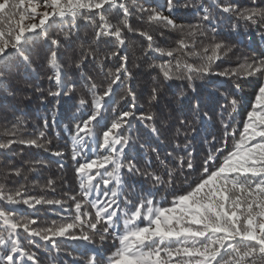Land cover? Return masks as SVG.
<instances>
[{"label": "snow or ice", "instance_id": "snow-or-ice-1", "mask_svg": "<svg viewBox=\"0 0 264 264\" xmlns=\"http://www.w3.org/2000/svg\"><path fill=\"white\" fill-rule=\"evenodd\" d=\"M180 8L194 10L196 23H178L172 13ZM133 15L179 33L176 46L160 47L153 35L131 25ZM79 20L94 29L91 39L79 36ZM242 26L264 39V0H212L210 5L166 0L165 8L138 0H2L0 92L15 94L16 77L34 71L38 49L55 83L48 95L70 97L82 83L91 98L79 99L69 130L79 180L76 195L50 198L47 191L55 193L52 179L42 186L33 182L32 187H41L40 195L30 194L26 184L9 188L6 178L0 181V264H44L47 257L31 248L51 245L58 257L61 239L75 245L66 252L72 264H264V50L242 57L235 68L214 70L235 48L218 37L238 34ZM127 33L145 38L142 54L152 61L148 68L158 70L147 112L136 103L129 56L121 54L127 52ZM68 53L81 73L78 81L65 83L61 62ZM165 56L172 59L156 63ZM113 58L117 63L104 74L106 87L101 89L88 72L106 67L98 61ZM213 76L255 78L254 100L240 121L236 116L243 98L236 92L241 83H235V92L222 91ZM174 80L186 82L192 94L181 91L165 99L163 85ZM197 81L207 96L197 90ZM121 88L125 104L117 111L113 104L119 103L115 97ZM213 98L219 141L202 136L212 119L203 106ZM55 118L53 114V122ZM134 123L143 125L145 135L133 130ZM20 127L19 120L12 123L9 135L16 138L0 137V150L19 143L54 157L64 155L50 151L43 131L22 138ZM161 136L169 138L163 158ZM198 141L210 144L201 159L193 148ZM27 163L37 176L47 166L39 158ZM12 172L22 174L20 168ZM161 191L166 195L157 199ZM41 212L57 218L49 222ZM110 239L112 245L105 247ZM57 257H51L54 264H63Z\"/></svg>", "mask_w": 264, "mask_h": 264}, {"label": "trees", "instance_id": "trees-1", "mask_svg": "<svg viewBox=\"0 0 264 264\" xmlns=\"http://www.w3.org/2000/svg\"><path fill=\"white\" fill-rule=\"evenodd\" d=\"M2 2V0H0ZM131 4V0H128ZM181 4L184 0H179ZM192 2L199 3L200 0H192ZM206 4H212V0H204ZM239 3H247V0H238ZM138 3L144 4L146 7L149 5H157L160 8L166 7V0H138ZM41 11L43 9H40ZM165 15L168 13L165 11ZM172 16L176 19L178 23H196L197 17L194 10H186L180 8L178 11L172 13ZM79 36L82 39H91L94 34V29L92 26L87 25L83 20H79ZM131 25L139 30L147 31L149 34L153 35L155 42L163 48H171L176 46V41L179 37V33L171 30L164 29L161 25L149 24L146 20L141 21L135 15L130 18ZM6 27V24L4 25ZM221 28L223 33H227V28H223L220 25L217 26ZM57 30L58 27H57ZM161 32L163 35H161ZM218 39H226L230 44H235L233 52L229 54L228 58L222 61H217L218 67L214 66V70L224 71L226 69L235 68L237 63L240 62L242 57L251 56L253 51L260 52L264 50V39H261L258 33H255L250 28L241 27L238 34L231 37L223 35L218 37ZM237 40L239 43H237ZM207 43V41H204ZM127 52L125 53L121 50V54H126L129 56L128 68L132 74L135 92L137 94L136 103L138 106H143L145 112L149 111V106L146 103L148 97V91L154 84V78L157 76L158 70L148 68V63L152 61L147 57L143 56V49L147 47V41L144 37L139 36L138 33H127L126 34ZM79 44V41L77 42ZM199 47V45H198ZM71 53L65 55L62 60V66L64 71L67 73V80L65 83L71 81H78L81 73V69H77L75 64L68 59ZM156 55V54H151ZM172 58L169 57H159L156 63H162L165 60ZM117 63L115 58L109 61H98L99 64H104L106 67L101 68L98 66L94 71L90 70L89 75L94 77L95 82L101 85V89L106 87L104 83L106 77L105 73L109 69L114 70V65ZM139 65V67H138ZM34 71L29 72L26 76L21 73V75L16 77L15 87L16 91L14 95H9L4 92H0V137L4 139L16 138L9 135V129L11 125L16 120L20 121L21 127L19 128V134L22 138H28V134L39 133L43 131L47 140L51 141L48 145L50 151L60 150L64 153L62 157H54L49 153H45L42 149H37L35 147H29L23 144H14L10 149L0 150V181L7 179V184L9 188L18 187L20 184H26L29 186L30 194L40 195L44 194L41 191V187H32L35 181L38 185H44L48 179L55 181V193L47 191V195L51 198L55 196L57 198H66L63 196L65 192L70 195H76L79 192V180L75 172V164L72 160V143H71V133L70 129L73 128L75 124V116H78L77 107L80 98L90 99V95L87 93V89L82 86V83H77L73 89L72 95L60 97H54L48 95L49 91H55L54 81L49 80V76L52 74L51 69L48 68L44 61V58L39 54L37 49V54L33 56ZM211 79L216 80L221 86L222 91L235 92V83H241V90L236 92L237 98H243V105L241 112L236 116V120L240 121L245 115L244 109L249 107L251 101L254 100L253 96V86L256 83L255 78H247L245 80L243 77H216L213 76ZM197 90L201 94L207 96L206 91L200 86V82H196ZM186 92L191 95V90L187 87L186 82L180 80L169 81L163 85V92L165 99H170L174 95L179 94V92ZM126 95V90L121 88L117 93L115 99L118 104H113V107L120 111L125 101L120 99L121 96ZM130 100V98H129ZM155 111V109H151ZM203 110L208 113L211 120L207 122L206 131L202 132V136H208L211 140L212 136H216L219 141L221 135L220 122L218 117V105L215 99H206L203 106ZM55 114V122L52 120V116ZM109 113H105L108 115ZM48 121V127H44V121ZM133 130L139 131L141 136L145 135L146 129L143 125L139 123H134ZM162 141L160 144V155L161 158L165 155L168 149L169 138L167 136L159 137ZM155 143V138L153 139ZM219 146V144H217ZM210 147L209 143L198 141L193 144L195 149L197 159L203 158L205 152ZM43 159L46 161V167L40 170L39 176L35 172L29 171L30 164L28 161H33L35 159ZM63 165V166H61ZM141 166H143V159L141 160ZM20 168L21 176H15L12 169ZM26 178V179H25ZM147 186V185H146ZM165 192H161L157 199L165 196ZM80 197H78L79 199ZM91 198H95V194ZM171 198L170 196L168 197ZM73 202L69 201L71 205ZM23 207V206H21ZM31 211V210H29ZM62 215H67L68 213H61ZM41 216H46L47 220L50 222L56 219V214L53 212H41ZM32 218H36L33 216ZM38 223L40 221L38 220ZM26 235V234H25ZM37 242L43 244L42 241ZM113 241L110 239L106 242L105 246L112 245ZM24 246L27 248L28 245L25 242ZM45 247L37 249L32 247V251H37L44 257ZM59 247L61 253L57 257L63 264H72V258L66 255V252L72 251L75 247L74 244L70 245L64 240L59 241ZM44 264H54V261L50 258Z\"/></svg>", "mask_w": 264, "mask_h": 264}, {"label": "rangeland", "instance_id": "rangeland-1", "mask_svg": "<svg viewBox=\"0 0 264 264\" xmlns=\"http://www.w3.org/2000/svg\"><path fill=\"white\" fill-rule=\"evenodd\" d=\"M161 192H162V191H161ZM107 246H108V245H107ZM107 246H105V247H107ZM60 253H61V251H60ZM60 253H59V254H60ZM43 254H44V256L47 257V258H44V263H46V262H47V259H50L51 257L57 255V251H56V249L53 248L51 245H48V246L45 248Z\"/></svg>", "mask_w": 264, "mask_h": 264}]
</instances>
